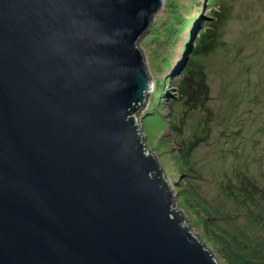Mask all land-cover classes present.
Wrapping results in <instances>:
<instances>
[{"label": "water", "instance_id": "water-1", "mask_svg": "<svg viewBox=\"0 0 264 264\" xmlns=\"http://www.w3.org/2000/svg\"><path fill=\"white\" fill-rule=\"evenodd\" d=\"M163 0H0V264H220L137 114Z\"/></svg>", "mask_w": 264, "mask_h": 264}, {"label": "rangeland", "instance_id": "rangeland-1", "mask_svg": "<svg viewBox=\"0 0 264 264\" xmlns=\"http://www.w3.org/2000/svg\"><path fill=\"white\" fill-rule=\"evenodd\" d=\"M156 22L143 143L218 262L264 264V0H163Z\"/></svg>", "mask_w": 264, "mask_h": 264}, {"label": "trees", "instance_id": "trees-1", "mask_svg": "<svg viewBox=\"0 0 264 264\" xmlns=\"http://www.w3.org/2000/svg\"><path fill=\"white\" fill-rule=\"evenodd\" d=\"M157 22H158V20H157ZM157 22L153 25V27L150 28L149 31H151V30L158 31L157 28H156V27H157ZM156 33H157V32H156ZM183 58H184V57H183ZM165 60H166V59H165ZM165 60H164V61H165ZM169 101H170V99H169Z\"/></svg>", "mask_w": 264, "mask_h": 264}]
</instances>
